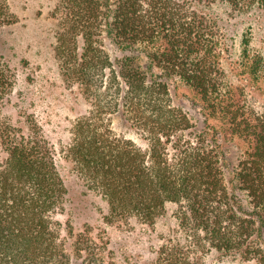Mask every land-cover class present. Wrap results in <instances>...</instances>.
Wrapping results in <instances>:
<instances>
[{"label": "trees", "instance_id": "trees-1", "mask_svg": "<svg viewBox=\"0 0 264 264\" xmlns=\"http://www.w3.org/2000/svg\"><path fill=\"white\" fill-rule=\"evenodd\" d=\"M216 2L237 11L264 6V0H60L55 55L64 81L89 103L72 123L65 156L84 191L105 200L107 222L134 217L153 224L175 203L193 246L264 264V114L248 108L244 90L226 79L229 47ZM13 20L0 0V25ZM108 44L120 54L112 58ZM173 80L192 92L203 125L173 102ZM12 88L11 68L0 56V115ZM116 114L141 132L146 149L114 131ZM222 137L245 144L230 174ZM67 193L37 121L15 126L0 116V264H80L83 254L99 261L87 237L68 245L61 237L54 213ZM185 249L163 244L152 264H191Z\"/></svg>", "mask_w": 264, "mask_h": 264}, {"label": "rangeland", "instance_id": "rangeland-1", "mask_svg": "<svg viewBox=\"0 0 264 264\" xmlns=\"http://www.w3.org/2000/svg\"><path fill=\"white\" fill-rule=\"evenodd\" d=\"M5 1L14 13V20L0 25V56L11 68L13 88L0 116L8 118L15 126L24 127L26 119L33 117L41 134L53 147L68 187L63 210L54 213L62 228L61 237L67 245L77 236L87 237L99 260L87 262L83 254L80 264H152L157 251L166 243L190 248L191 264H258L254 259L193 246L178 225L175 212L179 205L175 203H167L153 224L134 217L111 223L104 219L108 211L105 200L96 193L84 191L71 160L65 156L72 123L86 112L89 103L75 85L64 81L55 55V37L61 22L60 0ZM212 8L229 47L222 58L226 79L244 90L248 108L264 114V6L237 11L216 2ZM244 38L248 39L247 46H244ZM107 50L112 58L120 54L111 44L107 45ZM170 89L173 102L181 105L194 122L203 125L199 107L191 101L192 92L174 80L170 81ZM111 125L116 133L146 149L141 132L123 117L112 115ZM221 141L230 174L245 144L238 138L222 137Z\"/></svg>", "mask_w": 264, "mask_h": 264}]
</instances>
